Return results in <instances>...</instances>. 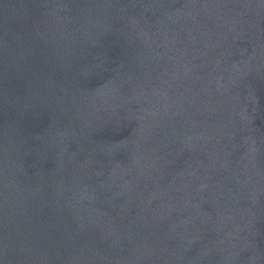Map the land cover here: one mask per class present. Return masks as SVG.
I'll return each instance as SVG.
<instances>
[{
  "label": "water",
  "instance_id": "1",
  "mask_svg": "<svg viewBox=\"0 0 264 264\" xmlns=\"http://www.w3.org/2000/svg\"><path fill=\"white\" fill-rule=\"evenodd\" d=\"M0 264H264V0H0Z\"/></svg>",
  "mask_w": 264,
  "mask_h": 264
}]
</instances>
